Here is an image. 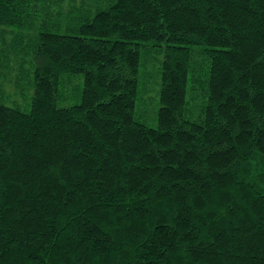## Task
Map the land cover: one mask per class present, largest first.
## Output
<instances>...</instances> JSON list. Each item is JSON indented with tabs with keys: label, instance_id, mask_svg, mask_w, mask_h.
Returning a JSON list of instances; mask_svg holds the SVG:
<instances>
[{
	"label": "trees",
	"instance_id": "trees-1",
	"mask_svg": "<svg viewBox=\"0 0 264 264\" xmlns=\"http://www.w3.org/2000/svg\"><path fill=\"white\" fill-rule=\"evenodd\" d=\"M0 264H264V0H0Z\"/></svg>",
	"mask_w": 264,
	"mask_h": 264
},
{
	"label": "rangeland",
	"instance_id": "rangeland-1",
	"mask_svg": "<svg viewBox=\"0 0 264 264\" xmlns=\"http://www.w3.org/2000/svg\"><path fill=\"white\" fill-rule=\"evenodd\" d=\"M9 90H11L10 88H9ZM141 96H143V97H145L146 98V102H149L150 100H151V102H152V105H151V107L153 106H155L154 104H153V100H152V98L151 97H154L155 96V93H154V91H152V90H149V91H147L146 93H142V86H141V84H140V86H139V91H138V98H139V100H141Z\"/></svg>",
	"mask_w": 264,
	"mask_h": 264
}]
</instances>
